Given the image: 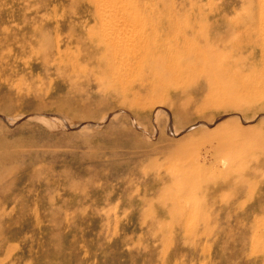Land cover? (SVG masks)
<instances>
[{"label":"rangeland","instance_id":"rangeland-1","mask_svg":"<svg viewBox=\"0 0 264 264\" xmlns=\"http://www.w3.org/2000/svg\"><path fill=\"white\" fill-rule=\"evenodd\" d=\"M116 3L0 0V264H264V0Z\"/></svg>","mask_w":264,"mask_h":264},{"label":"bare ground","instance_id":"bare-ground-1","mask_svg":"<svg viewBox=\"0 0 264 264\" xmlns=\"http://www.w3.org/2000/svg\"><path fill=\"white\" fill-rule=\"evenodd\" d=\"M89 1V0H88ZM116 1H119V0H104V2L106 3V5H111V6H109V7H111V8H113L112 7V5H115V3H116ZM122 1V0H121ZM87 3V2H86ZM90 3V2H89ZM95 3V2H94ZM101 4V3H100ZM99 4V5H100ZM103 4V3H102ZM101 4V5H102ZM117 4V3H116ZM120 4V3H119ZM118 4V5H119ZM91 5V4H90ZM95 5H98V4H95ZM100 5V6H101ZM118 5H116V6H118ZM92 6V5H91ZM96 7V6H95ZM262 7V6H261ZM101 8V7H100ZM99 8V9H100ZM107 7H105L104 9H106ZM95 9V8H94ZM98 9V10H99ZM115 9H117V7L115 8ZM113 10V9H112ZM96 11H97V7H96ZM108 11H109V8H108ZM102 12H105L104 10L102 11ZM110 12L112 13V11L110 10ZM263 12H264V8H263ZM108 13V12H107ZM110 13V14H111ZM113 13H115V12H113ZM112 13V14H113ZM100 14V13H99ZM111 14V15H112ZM101 15H102V13L100 14V18H101V20H102V17L103 16H105V15H103L102 17H101ZM111 15H109L110 17H111ZM107 16H108V14H107ZM106 16V18H108ZM260 16H262V15H260ZM115 17V16H114ZM134 18H135V16H134ZM263 18V17H262ZM104 19V18H103ZM121 19V18H120ZM128 19V18H127ZM96 20V19H95ZM100 20V21H101ZM109 20V22L111 21L110 19H108ZM107 20V21H108ZM113 20H114V18H113ZM134 20V19H133ZM104 21V20H103ZM260 21H261V19H260ZM109 22H107V23H109ZM113 22V21H112ZM116 22H118V21H116ZM134 22V21H133ZM99 23V22H98ZM102 23H104V22H102ZM106 23V24H107ZM114 23H115V21H114ZM113 24V23H112ZM125 24V23H124ZM264 24V23H263ZM100 25H102V24H100ZM107 25H111V24H107ZM115 25H116V23H115ZM114 25V26H115ZM132 25V24H131ZM259 25H260V23H259ZM261 25H262V23H261ZM102 27H104V26H102ZM109 27V26H108ZM130 27V26H129ZM128 27V28H129ZM111 28V27H110ZM113 28V27H112ZM131 28V27H130ZM104 29V28H103ZM105 29H108V28H106L105 27ZM120 29V28H119ZM102 30V29H101ZM125 30H127V29H125ZM125 30H123V31H125ZM129 30V29H128ZM127 30V31H128ZM130 30H132V28L130 29ZM261 30V29H260ZM108 31V30H107ZM112 31V30H111ZM123 31H122V33H123ZM104 32H106V31H103L102 33H104ZM119 32V31H118ZM117 32V33H118ZM126 32V31H125ZM109 34V31L108 32H106V34ZM121 33V34H122ZM127 33V32H126ZM132 33V32H131ZM251 34H254L253 32H250ZM93 34H95V33H93ZM105 34V35H106ZM107 34V35H108ZM116 34V33H115ZM119 34V33H118ZM117 34V35H118ZM124 34V33H123ZM248 34V36H244V37H248L247 39H248V43H253V40H260V44H261V46L263 47L262 48V50L261 51H259L258 52V54H256L255 56L257 57V60H256V65L255 64H252L251 66H250V68L251 69H253V74L255 75V76H258V78H259V80H261V81H263V83H264V38H262V36H250V34L249 33H247ZM264 34V33H263ZM120 35V34H119ZM125 35V34H124ZM128 36H130V33H129V35H127V37ZM102 39L104 38V41L106 42V45H109V46H116L117 47V45L119 44L120 46H122V47H120L121 48V50H130V49H134L135 50V52H136V55H138V52L139 51H146L145 49L147 48V45H148V43H150V42H147V43H145V44H138V42H136L135 44H129V39L127 38V37H124V38H122L121 36H110V34H109V36H100ZM133 37V36H132ZM130 38V40L132 39L131 37H129ZM148 39H149V37H148ZM158 40H160V39H158ZM131 42H132V40H131ZM141 42H142V40H141ZM140 42V43H141ZM149 46V45H148ZM114 48V47H113ZM115 49V48H114ZM117 50H119V49H117ZM116 49L115 50H113V53L111 54V57L113 58V60H114V62L115 63H119L118 62V60L120 59V58H116L115 57V55H116ZM118 52V51H117ZM146 52H148V51H146ZM119 53V52H118ZM253 53H254V49H251L250 51H249V53H248V56H253ZM122 55V54H121ZM117 59V60H115V58ZM121 57V56H120ZM143 57V56H142ZM150 57V56H149ZM122 58V57H121ZM145 58V57H144ZM153 60V59H152ZM139 61V60H138ZM145 61V60H144ZM141 63V62H140ZM141 67V66H140ZM139 67V68H140ZM243 67H245V66H243ZM243 67L241 66V67H239V66H237V68L233 71V75H238L239 76V74L240 73H242L243 71ZM111 68V67H110ZM113 68V67H112ZM120 69L121 68H119L117 71H116V73H115V76H116V78L117 77H120V74H121V71H120ZM106 71V73L107 74H109V73H114L113 72V69H111V70H109L108 72H107V70H105ZM260 75L262 76V77H260ZM124 76H126V75H124ZM122 78H124V77H122ZM137 78V77H136ZM140 78V77H139ZM138 78V79H139ZM125 80H127V79H125ZM129 80H131V79H129ZM134 82V81H133ZM264 85V84H263ZM163 88H164V86H163ZM172 88V87H171Z\"/></svg>","mask_w":264,"mask_h":264}]
</instances>
